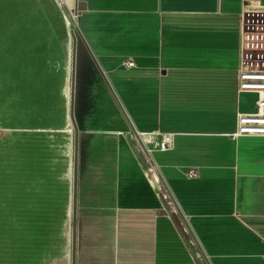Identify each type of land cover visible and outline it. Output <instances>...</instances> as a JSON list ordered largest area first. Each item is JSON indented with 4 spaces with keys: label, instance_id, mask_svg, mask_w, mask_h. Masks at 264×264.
<instances>
[{
    "label": "crops",
    "instance_id": "crops-1",
    "mask_svg": "<svg viewBox=\"0 0 264 264\" xmlns=\"http://www.w3.org/2000/svg\"><path fill=\"white\" fill-rule=\"evenodd\" d=\"M0 1V16L11 18L12 0ZM80 1L86 5L78 16L81 69L90 65L106 76L132 129L172 133V147L153 156L197 250L208 264H264V135L230 136L238 111H252L258 97L237 90L244 0ZM39 60L36 49L35 73L16 75L6 93L11 103L1 101L6 119L14 111L17 128L28 132L44 119ZM13 102L23 103L14 110ZM92 156L81 183L78 169L76 220L89 229L83 244L78 240V264H199L127 147L111 160L102 151ZM191 167L199 171L192 179ZM51 254L60 259L56 249Z\"/></svg>",
    "mask_w": 264,
    "mask_h": 264
},
{
    "label": "rangeland",
    "instance_id": "rangeland-1",
    "mask_svg": "<svg viewBox=\"0 0 264 264\" xmlns=\"http://www.w3.org/2000/svg\"><path fill=\"white\" fill-rule=\"evenodd\" d=\"M42 3L43 12L39 9L41 3L38 0L37 20L35 19L36 0H12L11 18L4 20V17L0 16V122L6 123L9 120L3 128H0V264H52L55 261L56 264H72L75 129L69 118L71 72L69 27L74 22L71 16L75 17L74 13L71 14L74 0H69L68 7H65L60 0H43ZM55 18L63 19L65 22L64 37L66 38L62 63H60L61 51L56 45L59 33L56 32ZM5 24H10V27H5ZM37 30L38 42L35 40ZM36 49L38 55L42 52V59L39 60L42 66L37 67V70L43 72L45 101L48 100L51 105L56 98L55 95L62 99L61 89L51 87L54 80L58 83L59 78L63 77L62 68L66 70L68 78L64 86V97L60 102L64 103V109L61 108L52 118L54 124H58V129L47 130L50 126L43 123V127H46L43 133L38 129L28 132L27 129L17 128L13 119L14 111L11 112V117L6 119L9 113H4L1 107L2 100L3 103H11L6 93L11 85L17 83L14 77L21 73H32V70L35 73ZM9 65H11L10 72ZM17 66H20L19 69L15 68ZM85 67L81 69L77 55L74 114L77 125L80 123L81 127L78 158L80 183L85 172V164L90 168L95 162L92 153L102 151L111 160L112 153H120L123 145L137 161L148 182L147 173H150L151 169L156 171L154 146L145 144L138 132L132 129L131 121L106 76L101 73L95 75L93 72L95 70L90 65ZM3 69L7 70L4 72ZM81 72L83 77L85 76L84 90H80ZM53 90L57 92L54 95ZM82 91L85 92L82 94ZM25 99L27 100L26 97ZM22 103L13 102L12 108L18 109ZM58 115L67 119L66 126ZM45 133L49 136L53 133L54 141H50ZM47 142L59 143L60 148L65 152L62 156L59 155L63 160L62 164L54 165L55 171L49 166L51 145ZM161 186V191L155 189L161 199V209L172 217V209H176L181 217L172 193L162 182ZM78 189L79 186L77 192ZM81 202L80 198V209ZM80 219L79 225L76 220V249L78 240L79 245L83 244L86 230H89L87 226L86 229L82 228ZM179 229L186 239L180 226ZM55 249L62 255H59L58 261L53 259L51 254ZM78 260V252H76L75 264H78ZM198 262L202 264L199 259ZM204 263L208 264L205 261Z\"/></svg>",
    "mask_w": 264,
    "mask_h": 264
},
{
    "label": "built area",
    "instance_id": "built-area-1",
    "mask_svg": "<svg viewBox=\"0 0 264 264\" xmlns=\"http://www.w3.org/2000/svg\"><path fill=\"white\" fill-rule=\"evenodd\" d=\"M75 14L72 17L71 14ZM73 24L69 27V33L77 37L78 41L82 39V34L78 25V16L71 11ZM238 64H237V90L238 93L248 91L257 93L252 111H238L236 130L231 133L234 139L244 135H264V3L261 0H244L240 11L238 12ZM127 66H134L132 60L126 61ZM140 138L153 137L154 143L145 144L153 145L154 150H168L172 147L173 135L169 132H148L137 131ZM155 172L158 175L159 183L161 177L159 168L156 165V171L150 170L146 177L151 186L155 188L152 181V175ZM199 175L197 167H191L187 171V177L192 179ZM194 251V250H193ZM195 252V251H194ZM195 257L202 264L206 262L202 253L199 255L195 252Z\"/></svg>",
    "mask_w": 264,
    "mask_h": 264
},
{
    "label": "water",
    "instance_id": "water-1",
    "mask_svg": "<svg viewBox=\"0 0 264 264\" xmlns=\"http://www.w3.org/2000/svg\"><path fill=\"white\" fill-rule=\"evenodd\" d=\"M39 2L41 3V7L39 8L41 10V12H43V0H39ZM85 3L83 1L80 0H74V8H73V12H75L76 14L81 13V11L85 8ZM35 12L37 13V18H38V0H36V8H35ZM37 18L35 17V19L37 20ZM56 19V18H55ZM55 21H57L56 23V32L59 33V37H58V43L56 44L59 48V50L61 51L60 54V63H62V58H63V48H64V42H65V38L64 37V33H65V22L64 20H60V19H56ZM42 27V26H41ZM36 33V32H35ZM33 38V36H32ZM42 44V43H41ZM70 48H71V72H70V107H69V118L71 120V123L75 129V136H74V156H73V181H72V201H73V243H72V264H75V251H76V218H77V186H78V147H79V128L77 125V121L75 118V114H74V108H75V93H76V77H77V53H78V39L77 37L72 33V35H70V44H69ZM42 47V45H41ZM42 55V52H41ZM41 55L39 54V56L41 57ZM41 59V58H40ZM63 69V68H62ZM61 69L62 72V78H59V81L57 83L56 80H54L55 82L53 83L55 85L54 89L56 88H60L61 89V93H62V99L64 97L63 93H64V86L66 85V80L68 79L66 70ZM64 79V81L62 80ZM61 81V82H60ZM60 82V83H59ZM64 84V85H63ZM58 86V87H57ZM57 92H52V94L54 95ZM55 99H53V102L51 103V105L49 104L48 100H44L45 101V108H44V119L42 121V124L40 125V127L38 128L39 132L43 133V130H46V127H43L44 124L43 123H47L50 127L47 128V130H57L58 129V124H54L55 122L52 121V118L54 117V115H56V112H60V109H64V103H60L62 101L61 97L58 95H55ZM59 97V98H58ZM52 101V100H51ZM59 116V115H58ZM61 116V115H60ZM62 120V123L64 124V126L67 125V119H65L64 117H60ZM64 118V119H63ZM49 121V122H48ZM56 127V128H54ZM46 136H48V139H50V141H54L55 139V135L53 133L49 134L45 133ZM66 139V138H65ZM48 143V142H47ZM68 144V142H66ZM51 145L50 147V155H51V161L55 162V163H61L62 164V160L59 158V155L62 156V154H65L64 150L60 148L61 145H59V143H48ZM64 147V146H63ZM51 168V167H50ZM55 169V166L54 168ZM52 170V168H51ZM55 171V170H54ZM172 215L175 218L176 222L178 223V225L180 226V228L183 230L184 235L186 237V239L188 240V242L190 243L192 249L197 253V255H199V251L197 250V248L195 247L194 242L191 239V236L189 234V231L187 230L183 220L181 219V217L179 216L178 212L176 209H172Z\"/></svg>",
    "mask_w": 264,
    "mask_h": 264
},
{
    "label": "bare ground",
    "instance_id": "bare-ground-1",
    "mask_svg": "<svg viewBox=\"0 0 264 264\" xmlns=\"http://www.w3.org/2000/svg\"><path fill=\"white\" fill-rule=\"evenodd\" d=\"M60 1H61V3L63 2L62 0H60ZM142 139L144 140L145 143H148V144H153L154 143L153 137L147 136V137H142ZM152 181H153V183L155 185V189L161 191L162 190V186L159 183L158 175L155 172H153Z\"/></svg>",
    "mask_w": 264,
    "mask_h": 264
}]
</instances>
